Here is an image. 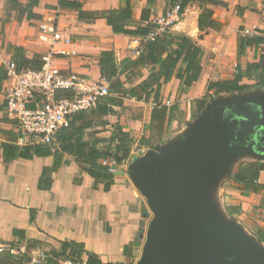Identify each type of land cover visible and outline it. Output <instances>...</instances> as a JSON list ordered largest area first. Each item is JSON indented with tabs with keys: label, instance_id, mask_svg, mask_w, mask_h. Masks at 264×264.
Here are the masks:
<instances>
[{
	"label": "crops",
	"instance_id": "obj_1",
	"mask_svg": "<svg viewBox=\"0 0 264 264\" xmlns=\"http://www.w3.org/2000/svg\"><path fill=\"white\" fill-rule=\"evenodd\" d=\"M18 1L21 7L27 2ZM70 1L79 3L81 11L86 13L84 17H80L75 8H60L58 0H39L32 8L37 17L27 18L26 13L7 8V0H0V50L11 58L12 47L17 46L22 48L26 57L36 56L39 59L46 51V45L38 37V24L41 20L55 16L64 38L62 46L68 52L58 57L56 64L65 72L84 74L92 81L106 82L100 76V52L112 50L119 64L125 57L134 59L137 55L132 49L140 45V41H135L137 37L113 33L103 17L102 11L122 8L125 0ZM216 1L217 4L209 5L215 21L212 28H198L200 7L199 3L194 2L185 8L181 21L171 29L174 33L188 36L200 46L201 72L197 80L180 92V81L175 70L168 80L161 82L157 97L151 91L147 98L140 100L122 98L149 106L144 121L137 125L120 126L133 138L132 148L137 141L142 149L153 150L154 145L163 141L169 122H185L197 111L194 101L203 98L209 82L231 79L237 67L243 69L246 64L257 61L264 52V44H249L241 52L238 51L240 39L250 36L242 35L243 28L254 27L256 35H264V0ZM167 2L129 0L133 18L128 22V27L145 23L140 20V14L146 7H150L151 11L149 20L154 21L167 8ZM139 72L141 75L136 76L131 84L125 82L124 75H121L124 86L140 82L148 74V68H141ZM258 73L259 70L253 71L250 77L243 78L241 82L254 83ZM8 84L5 71L0 69V144L8 140L15 143L16 137L12 122L3 114ZM260 88L263 91L256 93L264 94V87ZM260 88L256 86V89ZM173 99L179 103V106L175 105V116L169 120L166 118L161 130L152 128L151 113L155 104L167 105ZM110 112L96 117L94 125L84 130L85 140H102L97 144L98 148H102L105 143L103 140L113 133L109 129L102 132L98 129L99 126L107 128L110 125L107 121ZM3 130L11 131L13 135L10 137L2 133ZM89 131L92 132L90 138ZM140 139L146 140L147 144L141 145ZM57 152V147H54L53 154L48 156L7 159L2 156L0 147V243L24 246L31 255L43 254L46 257L22 264H49L48 259H51L52 253L59 251L63 241L82 243L87 251L95 253L105 262L137 261L144 242L143 232L150 217L144 197L128 176L121 172L119 164L109 162L114 184L104 191L102 183H97L94 188V179L80 170L72 155L63 154L61 165L54 170ZM248 156L242 163L253 160L264 162V158ZM233 182L236 188L221 184L216 199H210L221 216L239 225L247 236L253 235L249 227L250 221L254 220L257 224L254 241L264 251V242L257 236L260 231L264 232V190L244 192L240 183ZM258 182L264 183V170L259 172ZM126 245L128 247L124 251Z\"/></svg>",
	"mask_w": 264,
	"mask_h": 264
},
{
	"label": "trees",
	"instance_id": "obj_2",
	"mask_svg": "<svg viewBox=\"0 0 264 264\" xmlns=\"http://www.w3.org/2000/svg\"><path fill=\"white\" fill-rule=\"evenodd\" d=\"M38 1L27 0L26 4L21 7L18 0H7V5L9 9H18L26 13L27 18H34L37 15L32 11V8L38 4ZM194 2L199 3L200 7L197 19L198 28L200 30L212 28L215 21L209 5L217 4L216 0H168L167 8L177 6L178 12L183 13L185 8ZM58 6L60 8H75L79 11L80 17H84L86 14L81 11L79 3L75 1L58 0ZM150 13V7L144 8L140 14V20L145 23L130 28L128 22L132 20L133 12L129 0H125V6L122 8L102 11L106 24L113 33H123L140 38L139 54L134 59L125 57L118 64L112 50L101 51L98 64L100 76L108 84V94L101 97L92 109L72 113L53 142L19 146L10 140L3 141L0 144L2 156L7 159L14 157L31 159L33 156L51 155L53 148L57 147L54 170L61 165L63 154L72 155L79 164L80 170L94 179V188L97 183H102L103 190L108 191L114 184V176L109 162L120 165L127 160L130 157L132 139L128 132L117 126L112 135L103 140L106 143L105 146L98 148L97 144L102 140H85L83 138L84 130L94 125L96 117L108 114L111 111V106L120 105L123 97L140 100L147 98L151 91H154V95L157 97L161 82L168 80L175 70H177L176 77L180 81V92L196 81L201 72L202 50L200 46L188 36L172 33L170 30L155 33L157 26L154 21L149 20ZM249 44H264V35L254 34L242 37L238 44V51L241 52ZM12 50L11 59L16 63L18 69L39 68L40 59L38 57H26L21 47L13 46ZM178 65L180 66L178 67ZM141 68H148L146 77L135 85L125 87L120 76L124 75L125 82L131 84L134 77L141 75L139 72ZM256 70H259V73L255 76L254 83L241 82L243 78L250 77L251 73ZM256 86L264 87V52L257 61L246 64L243 69L237 67L231 79L209 82L206 93L215 95L221 92H238ZM205 103L204 98L195 100L197 111H201ZM175 110V105L167 106L157 102L151 113V121L154 124L152 128L161 130L165 119L169 120L175 116ZM1 132L10 137L13 135L11 131L3 130ZM140 144L146 145L147 141L140 139ZM64 162L67 163L66 160ZM261 170H264V162L261 160L244 162L233 173L232 179L242 185L244 192L264 190V183L258 182ZM257 236L264 242V232L260 231ZM127 247V245L124 246V251ZM52 256L69 258L74 264H131L102 261L95 253L87 251L82 243L75 241L61 242L59 251L52 253ZM84 256H86L85 259ZM28 260L29 257L26 254L22 256L0 254L1 264H22ZM47 262L52 263V259H48Z\"/></svg>",
	"mask_w": 264,
	"mask_h": 264
},
{
	"label": "water",
	"instance_id": "obj_3",
	"mask_svg": "<svg viewBox=\"0 0 264 264\" xmlns=\"http://www.w3.org/2000/svg\"><path fill=\"white\" fill-rule=\"evenodd\" d=\"M240 153L264 158V94L217 98L181 134L134 155L127 174L152 213L136 264H264L209 191Z\"/></svg>",
	"mask_w": 264,
	"mask_h": 264
},
{
	"label": "built area",
	"instance_id": "obj_4",
	"mask_svg": "<svg viewBox=\"0 0 264 264\" xmlns=\"http://www.w3.org/2000/svg\"><path fill=\"white\" fill-rule=\"evenodd\" d=\"M181 18L182 13L178 12L177 6L167 8L154 20L157 26L155 33L171 30ZM255 33L254 27L242 29V35ZM38 37L46 45V51L40 55L37 69H18L16 63L0 50V69L5 71L9 81L4 94L3 114L12 122L15 143L19 146L53 142L72 113L92 109L109 92L107 82L65 72L56 64V59L68 52L62 46L64 38L55 16L40 21ZM139 39L135 41H141ZM132 51L138 55L140 45ZM4 253L13 256L26 254L31 262L46 258L43 254L31 255L24 246L0 243V254ZM50 258L51 264H74L69 258Z\"/></svg>",
	"mask_w": 264,
	"mask_h": 264
},
{
	"label": "rangeland",
	"instance_id": "obj_5",
	"mask_svg": "<svg viewBox=\"0 0 264 264\" xmlns=\"http://www.w3.org/2000/svg\"><path fill=\"white\" fill-rule=\"evenodd\" d=\"M170 31L172 33H174V31H172V30H170ZM239 35H241V34H239ZM261 91H263L261 88L260 89H256V87H254V88L247 89V90H245L243 92L219 93V94H215V95L209 94V93H205L203 98L206 100V102H209L212 99L227 98V97H238V96H243V95H247V94H250V93H256V92H261ZM166 104L167 105L174 104L176 106H179V103L177 102V99H173V101L171 103L167 102ZM148 109H149L148 105L147 106L146 105H138L135 102H128V101H125L124 99H122L121 104L120 105H114L113 108H112V111L110 112L109 120H107V121H109L108 124H110V125H108L107 128L106 127L104 128V126L103 127L99 126L98 129L99 130L101 129L100 130L101 132L104 131L105 129H107V130L109 129L110 131H114L117 126H121V125L129 126V124L137 125L138 122H142V120L144 121V119L146 118V115L148 113ZM201 113H202V111H200V112L194 111L191 114L190 118L187 119L185 122L180 121V120L178 122H169L167 124V126H166V129H165V133H164L165 137H164L163 141L160 142V144H166L170 140H172L174 137H176L177 135L181 134L184 131V128L187 127L188 125L192 124L194 122V119L197 116L201 115ZM138 118H140V119H138ZM115 119H118V121L116 122ZM134 120L137 121V122H135ZM121 122H122V124H121ZM90 131H92V130H90ZM90 131L87 132L88 133V137L92 133ZM94 136L96 137V134H93V137ZM129 136H130V133H129ZM131 139H132V145L131 146H133L134 141H133L132 137H131ZM160 144L154 145L153 150H156ZM104 146H105V143H104V145L102 147H104ZM150 149H142L141 147L138 146V142L136 141L135 146L133 148L131 147L130 157L127 160L123 161L119 165L120 169H121V172L125 173L128 176L127 167H128V164L131 161V158L134 155H137L138 157H142ZM249 155H251V154H249ZM251 156H253V155H251ZM248 157H249L248 153H240L233 160H231V162L226 167V169L224 170L222 175L219 177L217 182L210 189L209 197H213L214 199H216L215 197H217L218 186H220L221 184H224L226 186H234L236 188V184H234V182L232 181L233 172L237 168V165L239 167L240 166L239 164L242 163L243 161H245V159H247ZM128 178H129V176H128ZM129 180H130V178H129ZM149 213H150V217H149V220H150L151 217H152V213H151L150 210H149ZM250 222L251 223H250L249 230L251 231V233L253 235L248 236V237H250L251 239L255 240V237H253V236L257 232L256 231L257 224H256V222L254 220H251ZM146 228L147 227H145V230L143 232V239L144 240H145ZM139 256H140V254H139ZM131 264H136V261L131 262Z\"/></svg>",
	"mask_w": 264,
	"mask_h": 264
}]
</instances>
